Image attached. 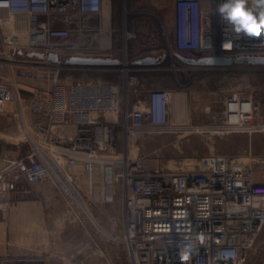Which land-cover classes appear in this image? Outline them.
<instances>
[{
    "label": "built area",
    "instance_id": "built-area-1",
    "mask_svg": "<svg viewBox=\"0 0 264 264\" xmlns=\"http://www.w3.org/2000/svg\"><path fill=\"white\" fill-rule=\"evenodd\" d=\"M221 3L173 0V29L162 26L161 36L175 56L264 57V30L251 37L235 33L217 12ZM246 6L260 10L259 0H246ZM127 14L124 7V23ZM104 18V0H0L4 45L42 53L47 61L50 54L86 50ZM124 35L126 41L135 37L126 29ZM21 37L28 42L23 44ZM82 38L89 40L82 43ZM123 61L121 83L62 85L54 73L48 75L51 88L33 90V148L26 156L29 163L20 162L22 175L15 181L51 182L77 217L87 221L89 211L78 201L105 206L120 201L122 212L112 216L110 231L95 228L127 253L130 264H246L264 229V152L248 157L197 155L178 170L163 169L146 156H131L130 135L177 128L170 121L172 92L143 91L128 57ZM232 97L226 99L222 116L226 129L233 127L227 114H240L229 112ZM16 99L0 83V111ZM96 114L115 119L100 120ZM245 116L243 127L264 131L263 124L254 123V110ZM125 140L126 147H121ZM13 189L9 181L0 185L4 209L11 204L2 197Z\"/></svg>",
    "mask_w": 264,
    "mask_h": 264
},
{
    "label": "rangeland",
    "instance_id": "rangeland-1",
    "mask_svg": "<svg viewBox=\"0 0 264 264\" xmlns=\"http://www.w3.org/2000/svg\"><path fill=\"white\" fill-rule=\"evenodd\" d=\"M156 1L160 3V9L156 11L141 8L131 13L127 7L129 14L124 25H128L134 38L126 41L122 39V32H113L109 47L101 48L100 40L92 39L91 34L86 50L80 47L78 54L60 56V63L28 56L35 51L5 46L0 33V83L11 85L21 93L19 97L13 90L17 99L0 111V155L4 153L7 157L8 162L4 166L9 165L4 170L8 172L0 175V185L7 181L11 184L23 181H15L22 175L19 164L23 160L25 164L29 163L26 156L33 148L34 138L31 89L51 88L52 78L48 75L53 76L54 73L62 85L90 81L121 83L114 66L81 67L65 63L75 55L101 59L126 56L130 61L143 57L165 58L155 65V70L136 69V74L142 86L172 92L169 112L172 114L171 123L177 129L170 133L130 135L131 156H146L163 169L178 170L181 163L197 155L218 153L248 157L250 153L256 156L264 152V131L256 132L252 128L229 130L222 120L226 99L233 96L229 112L242 109L252 113L254 110V123L264 125V65L232 64L215 71L207 70V67L190 68L174 55L172 46L161 36L162 26L169 32L173 29V0ZM88 40L82 38L80 41L85 43ZM111 117L107 118L111 120ZM227 118L230 123L229 119L234 121L235 115L227 114ZM126 144L125 140L120 145L126 147ZM24 186L21 190L15 187L6 192L2 199L11 206L4 209L0 203V209L9 210L19 196L27 192L31 195L39 193L46 200V213L54 222L52 243L58 250L57 264H79L81 261L88 264H130L127 253L120 247L116 249L108 242L107 234L103 237L95 228V223H98L106 232L110 231L112 216L122 212L120 201L111 206L95 204L91 209L88 207L91 218L87 221L77 217L78 213L51 182L37 184L35 190L30 188L34 185L24 183ZM246 264H264V229Z\"/></svg>",
    "mask_w": 264,
    "mask_h": 264
},
{
    "label": "crops",
    "instance_id": "crops-1",
    "mask_svg": "<svg viewBox=\"0 0 264 264\" xmlns=\"http://www.w3.org/2000/svg\"><path fill=\"white\" fill-rule=\"evenodd\" d=\"M160 3L156 0H104V11L107 6L106 24L111 27L114 32H122V39L125 38L124 30L129 32L128 25H124L123 8H130L131 13L136 10L160 9ZM128 10V9H127ZM105 16V15H104ZM104 25V21H103ZM132 25V23H131ZM133 30V29H131ZM125 40V39H123ZM191 59H196L189 56ZM146 58V57H143ZM139 58L130 61L133 69H145L147 71L155 70V66H139L135 62L143 59ZM158 61L165 58L155 57ZM120 66H114L121 77V82L124 80L125 70L123 67V59ZM201 59V58H200ZM190 65V68H200L202 66ZM207 70H218L217 67H207ZM222 69V68H221ZM11 89V85H7ZM14 90L18 96H21L20 90ZM143 91L150 90L143 86ZM30 97L33 96V90L29 91ZM171 119V114H170ZM264 122V121H263ZM4 149H1L3 152ZM4 153L0 155V175L8 171H4L8 166H4L8 162ZM22 170V169H21ZM16 189H23L24 182L18 180L14 183ZM37 189L36 186L30 187ZM46 200H43L39 193L31 195L30 192L23 196H19L13 206L9 210L0 209V264H57L58 250L52 243V228L54 222L52 217L46 213ZM53 224V225H52ZM69 264H73L72 262Z\"/></svg>",
    "mask_w": 264,
    "mask_h": 264
},
{
    "label": "water",
    "instance_id": "water-1",
    "mask_svg": "<svg viewBox=\"0 0 264 264\" xmlns=\"http://www.w3.org/2000/svg\"><path fill=\"white\" fill-rule=\"evenodd\" d=\"M28 56H37L40 60H44L45 56L42 53L32 52ZM180 60L187 64L198 65L202 67H228L232 64L248 63L252 65H264V57H239L234 60L221 58V57H204L201 59H191L183 56H177ZM48 60L53 63H60V59L56 54H50ZM66 64L73 66H120L121 60L118 59H101V58H88L73 56L65 61ZM139 66H155L159 64L158 59L155 57H146L135 62Z\"/></svg>",
    "mask_w": 264,
    "mask_h": 264
},
{
    "label": "clouds",
    "instance_id": "clouds-1",
    "mask_svg": "<svg viewBox=\"0 0 264 264\" xmlns=\"http://www.w3.org/2000/svg\"><path fill=\"white\" fill-rule=\"evenodd\" d=\"M259 3L260 10H257L247 7L246 0H222L217 12L235 33L258 36L264 30V0H259Z\"/></svg>",
    "mask_w": 264,
    "mask_h": 264
},
{
    "label": "bare ground",
    "instance_id": "bare-ground-1",
    "mask_svg": "<svg viewBox=\"0 0 264 264\" xmlns=\"http://www.w3.org/2000/svg\"><path fill=\"white\" fill-rule=\"evenodd\" d=\"M104 25H103V27H102V29H100L99 31H97V32H95V33H92V39H99L100 40V47L101 48H108L109 47V39H111V35H112V29H111V27L109 26V25H107L106 24V22H105V20H106V18H107V16H108V14H107V10H106V8H105V11H104ZM22 38V40H23V44L24 43H27L28 42V38L27 37H21ZM97 42V41H96ZM79 57H82V56H79ZM239 109H237V112H239L240 114H234L235 115V120L233 121V120H231V119H229L231 122L229 123V124H233V128H231V129H229V130H232V129H242V128H250V126H248V127H243L244 126V122H245V119H246V116L245 115H250L251 113H249V112H246L245 110H242V109H240L239 111H238ZM171 111V110H170ZM232 113V112H231ZM236 113V112H235ZM170 114H171V112H170ZM94 116H96V117H99V119L100 120H103V119H108L107 117H105V115H103V116H101V115H94ZM93 116V117H94ZM171 116H172V114H171ZM113 117V116H112ZM236 117H238V119L236 118ZM113 120L115 119L114 117L112 118ZM111 119V120H112ZM170 121H172L173 122V120L172 119H170ZM175 123V122H174ZM238 125V126H237ZM235 126V127H234ZM30 138H31V136L30 135H28ZM162 165V164H161ZM78 204H79V206H80V208H82L84 211H86V213L89 211V209H88V207L90 208L92 205L91 204H86L85 205V203H83L82 201H78ZM85 205V206H84ZM81 209V210H82ZM91 209V208H90ZM90 214V213H89ZM91 215V214H90ZM90 218H91V216H90ZM96 225H97V228H101L99 225H98V223H95ZM103 229V228H102ZM104 233H106V231H104Z\"/></svg>",
    "mask_w": 264,
    "mask_h": 264
}]
</instances>
